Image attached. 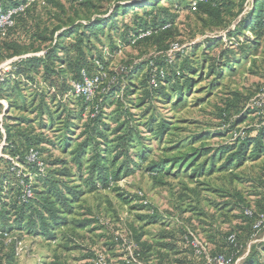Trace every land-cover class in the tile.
<instances>
[{"label": "rangeland", "instance_id": "1", "mask_svg": "<svg viewBox=\"0 0 264 264\" xmlns=\"http://www.w3.org/2000/svg\"><path fill=\"white\" fill-rule=\"evenodd\" d=\"M133 1L137 0H91L92 5H84L83 0L30 2L27 14L20 19V36L29 38L31 33L43 29L49 40L22 48L20 54L0 43V70L13 68L14 62L30 56L45 57L60 38L61 31L53 32L57 26L108 17L117 6ZM194 1H163L161 6L175 15V23L169 32L144 43L127 44L123 37L126 26L135 25V14L145 16L143 8L120 16L118 30L109 28L100 39H93V52L102 54L106 65L86 82L91 95L83 112L74 95H63L50 87L43 73H35L31 81L21 77L18 91L0 90V128L5 136L7 128L12 127L42 138L41 159L46 162V171L69 168L72 176L65 179L73 189L83 191L73 213L68 215L67 225L55 239L18 230L13 233L27 246L31 264L34 259V264H87L100 247L111 249V264H117L121 260L118 255L123 254L116 240L118 235L137 243L140 237L153 246L144 264H160L161 254L167 256V264H197L193 246L190 247L192 240L211 256L222 252L233 255L235 264H246L262 251L264 225L256 227L245 211L264 214V154H254L252 145L242 164L232 161L223 167L229 153L221 150L223 146L239 144L240 137L249 131L255 135L264 126V34L259 39L249 30H243L246 36L237 30L254 9L256 0H219L224 4L218 15L193 10ZM176 54H181L178 64L187 60L196 68L190 74L194 78L191 90L181 101L172 95L168 99L148 96L151 87L146 63L152 58L173 59ZM55 67L60 68L59 63ZM220 68L222 72L218 71ZM123 76V90L130 88L122 95L124 104L102 105V120L107 126L104 142L117 144L128 126H133L136 130L130 148L132 159L127 164L133 161L136 165L127 173L126 163L123 165L126 157L117 159L115 165L108 162L111 172L120 168V178L108 189L91 191L90 166L95 151L93 146L83 145L91 136L88 124L97 102H104L105 86L118 85ZM11 86H15V81ZM69 112L81 115L71 118L73 125L67 118ZM162 121L167 127L164 133L156 134L155 128ZM69 137L70 143L64 148L62 139ZM5 146L3 139L0 158L12 160L18 174L28 173L37 183V177L26 165L5 153ZM119 152L109 154L110 160ZM138 152L146 154L144 161ZM79 154L82 157L78 158ZM196 154L198 157L190 162ZM175 156L186 158L167 165L165 172L167 167L161 163L169 164ZM81 158L82 165L78 162ZM60 159L67 164L54 163ZM203 163L204 171L193 174V169ZM152 166H162L158 167L161 171H153ZM232 234L239 243L236 250L227 240ZM167 243L174 247L167 249L163 245Z\"/></svg>", "mask_w": 264, "mask_h": 264}, {"label": "trees", "instance_id": "2", "mask_svg": "<svg viewBox=\"0 0 264 264\" xmlns=\"http://www.w3.org/2000/svg\"><path fill=\"white\" fill-rule=\"evenodd\" d=\"M32 1L37 0H1L0 2V8L3 10L19 7L21 5L25 6L24 11H20L15 15L14 25L10 27L5 34H2L0 31V43L14 49L15 54H20V49L22 48H28L37 43L42 44L49 40V38L45 36L43 29L31 33L29 38H25V35L23 38L20 36V19L27 14L28 5L30 2L32 3ZM69 1L74 2L76 0ZM163 1L170 2V0H137L117 6L108 17L98 16L96 18H88L81 23L70 21L64 26H57L53 32L61 31L59 34L60 38L53 48L47 51L46 56H30L25 60L14 62L11 76L15 78L12 79L10 75H7L1 83L2 86L0 90H9L13 92L12 89H15L18 91L21 77H26L28 81H31L35 79V73L38 75L43 73L50 87L58 89L63 95L71 93L74 83H85L87 78H92L98 70L104 69L106 65L105 57L102 54H94L93 51L95 48L92 46V40L100 39L109 28H111V30H118L120 16H128L139 8L145 10L144 17L140 18L135 14V25L133 27L126 26L123 30L124 43L127 44H141L169 32L175 23L176 17L170 13L168 8L161 6ZM83 3L84 5H92L91 0H83ZM194 4H196L195 7ZM223 4L224 3L219 0H195L191 7L193 10H202L218 15ZM26 27L27 26H25V28ZM237 30L241 31L240 33L245 36L246 34H244L243 30H249L255 38L260 39L264 34V0H256L254 9L243 23L239 25ZM149 31L151 32L150 34L141 37L143 33ZM235 34L236 32L232 35ZM251 41L257 45L260 43L259 41ZM176 55L177 57L172 60L168 58H152L146 63L149 86L151 87L148 96L154 97L155 95H159L168 99L172 95L175 97V100L181 101L183 96L189 93L194 79L190 74L194 73L196 68L191 66L187 60L183 64H178L181 54ZM228 58L230 57L228 56ZM56 63H59L60 68L55 67ZM142 67H145V64L142 65ZM226 67L230 68V64L227 63ZM213 69L214 67L211 68V70ZM223 69H225V67ZM218 71L222 72V69L220 68ZM132 75L133 73L131 76ZM131 76H129V78ZM123 78L125 79V76L119 79L120 83L118 85L105 86L107 90L103 92L102 101L104 102H97L93 110L95 115L91 117L90 123L88 124L91 136L83 145L93 146L95 151L93 162L90 166V170L92 171L90 176L91 191H95L99 188L108 189L114 181L120 178V168L111 172L107 164L108 162L115 165L117 159L126 157L127 162H123V165L126 163L125 172L127 173L133 169L132 165H136L133 161L132 164H127L129 162L128 160L132 159L130 148L133 145V133L136 130L133 126H128L127 132L119 138L120 142L117 144H110V141L108 143L104 142L107 137V126L102 120V105L109 102L112 103V105L124 104L123 96L130 91V88L125 87L123 90ZM14 81L15 86L12 87L11 85ZM152 81H155V83L152 84ZM6 87H9V89ZM168 89H170V91H168ZM73 98L81 104L83 112L89 103L88 98L83 96H75ZM127 114L131 115L129 113ZM71 115L76 116L71 117ZM80 116L79 114H71L69 112L67 118L69 119L70 125L74 124L71 118H79ZM128 118H130V116H128ZM22 120L27 121L29 119L23 118ZM53 121L52 119L50 122L52 123ZM149 125L150 129H153L154 126H152L151 123ZM158 125L160 127L155 128V133H164L167 127L165 121L158 123ZM6 133L5 136L0 128V141L5 139V153H8L10 157L18 159L23 165H26L30 172L37 177V183L32 182L28 173L18 174V168L11 164L12 160L5 157L0 158V228L12 234L18 230L22 234L26 232L31 236H45L49 239H55L59 231L67 225L68 215L73 213L75 203L80 199L83 191L73 189V186L69 184V180L65 179V177L72 176L73 172H70L69 168L47 172V167L42 170L36 162H30L27 159V155L31 149L37 151L41 159L42 148H40V145L42 143V138L31 136L20 130L14 131L12 127L7 128ZM70 139V137L62 139L64 148L68 147ZM239 142V144L234 143L221 148L222 153H229L227 163L223 167L232 164V161H235L233 162L235 164H242L245 160L247 151L252 145L254 146V154H264V126L258 129L255 135H252L249 131L247 136L239 138ZM115 150L120 151L119 155H115L113 159L110 160L109 154L113 153ZM205 151L209 152L211 149H206ZM80 153H83V151ZM198 155L199 154H196L190 162L198 157ZM137 156L140 157L142 161L146 159V154L144 152H138ZM80 157H82L81 154L78 155V158ZM185 158L186 156H175L169 159V164H166V162H162L161 164L165 163L166 167L167 165L170 167L174 163H181ZM43 162L46 164L45 160ZM78 162L82 165V158L78 160ZM190 162L186 164L184 170H186ZM54 163L57 165L67 164V161L60 159L55 160ZM3 164L6 165L5 168H2ZM158 167L162 166H155L154 168L152 166L151 169H154L153 171H161ZM169 167L163 170L168 172ZM204 169L205 164H200L193 169V174L198 172L202 173ZM27 187L32 190L33 195L24 199L23 195ZM246 215L253 220L256 226L258 214L253 213L252 216ZM150 217L151 219L158 220L155 216ZM150 217L143 218L149 219ZM18 238L21 239V237ZM137 240L138 258L143 262L146 260L148 253L153 252V246L149 244V242H143L140 237ZM117 243H119V241ZM228 243L234 250H236L239 245L238 241L237 245L231 244L229 241ZM114 245L113 243V246ZM163 245L167 249H172L174 247V244L171 245L169 243ZM190 247H192L191 244ZM23 253H26V251ZM218 254H225L228 257H232L234 260L233 255H228L223 252ZM19 255L21 254L17 253L16 241L8 244L3 241L0 242V264H19ZM160 257L159 263L167 264V256L161 254ZM195 258L197 264H206L204 255H197L195 253ZM122 264H125V261ZM246 264H264V244L262 251L251 257Z\"/></svg>", "mask_w": 264, "mask_h": 264}, {"label": "built area", "instance_id": "3", "mask_svg": "<svg viewBox=\"0 0 264 264\" xmlns=\"http://www.w3.org/2000/svg\"><path fill=\"white\" fill-rule=\"evenodd\" d=\"M195 5L196 4H194V7ZM24 9H25L24 5H21L19 7H12L4 10L0 8V31L2 32V34H5L8 31V29L14 25L15 15L18 14L20 11H24ZM150 33H151L150 31L143 33L141 37L148 35ZM12 70L13 68H11V66H9V68L0 70V82L3 81L6 78V76L9 75V73H11ZM87 81H89V78L85 80V83H74L71 94L76 97L83 96L88 98L91 95V89H90V84L86 83ZM153 83H155V81H153ZM27 159L30 162H36L42 170L45 169V163L40 159V157L38 156V152L35 151L34 149H31V151L27 155ZM32 195H33L32 190L29 187H27L25 189L23 198L26 199L28 197H31ZM144 203L147 205L148 201L144 200ZM246 214L252 216L253 212L248 209L246 210ZM262 225H264V214L258 215V222L256 227ZM116 240L119 241L120 243V248L123 251L125 264H144L138 258L137 242H135L132 238L124 237L122 235L116 236ZM2 241L7 244L16 241L18 254H22L27 249V246L24 244V242L21 239L18 238V236H14L12 233L0 228V242ZM228 241L231 244L237 245V238L234 234L228 237ZM190 243L191 246H193V249L195 250V253L197 255H204L206 257V264H234V260L232 257H228L225 254H217L211 256L207 254V252L204 251L202 248H200V246L195 242V240L190 241ZM87 264H111V262L106 253L97 252L93 256V258H91L87 262Z\"/></svg>", "mask_w": 264, "mask_h": 264}, {"label": "crops", "instance_id": "4", "mask_svg": "<svg viewBox=\"0 0 264 264\" xmlns=\"http://www.w3.org/2000/svg\"><path fill=\"white\" fill-rule=\"evenodd\" d=\"M96 250L98 252H104V253H106L108 255V257H109L110 262L112 263V258L110 256V251H112L111 249H108V248H105V247H102V248L100 247V248H97ZM19 256H20L19 257V264H31V262L29 261V260H31L30 259V253H28V252L27 253H23V254H21ZM118 256L120 257L121 260L119 262H117V264H122L124 262V256H123V254L118 255ZM116 258L119 259L118 257H116ZM34 263H37L36 262V259L33 260V263L32 264H34Z\"/></svg>", "mask_w": 264, "mask_h": 264}]
</instances>
